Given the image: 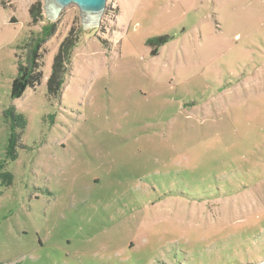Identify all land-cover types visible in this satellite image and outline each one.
Instances as JSON below:
<instances>
[{
    "label": "rangeland",
    "instance_id": "1",
    "mask_svg": "<svg viewBox=\"0 0 264 264\" xmlns=\"http://www.w3.org/2000/svg\"><path fill=\"white\" fill-rule=\"evenodd\" d=\"M49 22L43 77L12 99ZM10 106L28 124L0 183V264L264 261V0H107L97 26L76 4L0 0V159Z\"/></svg>",
    "mask_w": 264,
    "mask_h": 264
},
{
    "label": "trees",
    "instance_id": "2",
    "mask_svg": "<svg viewBox=\"0 0 264 264\" xmlns=\"http://www.w3.org/2000/svg\"><path fill=\"white\" fill-rule=\"evenodd\" d=\"M42 3H34L30 6V15L33 22H37L43 10ZM55 22L44 24L41 30L31 35L26 43L27 59L26 64L19 61V68L16 77L12 81L10 96L12 99L20 98L28 87L39 83L43 72L38 63L39 51L42 45L55 33ZM161 43L168 41V38L159 39ZM78 45V37L73 30L62 40L54 57L51 73L47 79V94H58L65 82L67 67L71 63L73 50ZM4 117L10 126V134L5 149L4 158L0 159V183L3 186H10L14 182L13 173L7 169V165L18 157V147L22 146V134L27 127L26 117L10 106L4 111Z\"/></svg>",
    "mask_w": 264,
    "mask_h": 264
},
{
    "label": "water",
    "instance_id": "3",
    "mask_svg": "<svg viewBox=\"0 0 264 264\" xmlns=\"http://www.w3.org/2000/svg\"><path fill=\"white\" fill-rule=\"evenodd\" d=\"M70 4L79 7L84 24L91 23L96 26L100 24L107 8V0H45L46 10L53 17Z\"/></svg>",
    "mask_w": 264,
    "mask_h": 264
}]
</instances>
